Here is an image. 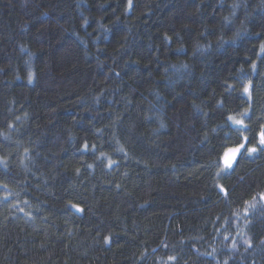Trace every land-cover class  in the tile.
Wrapping results in <instances>:
<instances>
[{
	"label": "trees",
	"instance_id": "1",
	"mask_svg": "<svg viewBox=\"0 0 264 264\" xmlns=\"http://www.w3.org/2000/svg\"><path fill=\"white\" fill-rule=\"evenodd\" d=\"M262 126L264 0H0V264H264Z\"/></svg>",
	"mask_w": 264,
	"mask_h": 264
},
{
	"label": "snow or ice",
	"instance_id": "2",
	"mask_svg": "<svg viewBox=\"0 0 264 264\" xmlns=\"http://www.w3.org/2000/svg\"><path fill=\"white\" fill-rule=\"evenodd\" d=\"M130 2H131V0H130ZM244 92L245 93L248 92L247 87L244 88ZM242 115L246 116L247 112L243 113ZM228 120L231 121L233 125H239L241 127L244 126V121L242 119H235L234 117L229 116ZM262 127H264V126H262ZM247 139L248 138L245 137V141H247ZM259 144L261 146L260 150H264V131H262L260 133ZM246 146H247L246 143H240L236 147H232V148L227 149V151L224 153V157H223L224 167L221 169V172H224V171H227V170L234 168V162L237 161L238 154H242V149H245ZM256 151H257L256 147H248L247 148L248 154L255 153ZM110 163H112V162L110 161ZM5 187H6V185H5ZM218 187H220L221 192H225V189L222 186L218 185ZM259 199L261 201H264V193L260 194ZM73 207L76 208L77 211H81V209L78 208L76 205H73ZM105 242L106 243L108 242L107 237L105 238Z\"/></svg>",
	"mask_w": 264,
	"mask_h": 264
},
{
	"label": "rangeland",
	"instance_id": "3",
	"mask_svg": "<svg viewBox=\"0 0 264 264\" xmlns=\"http://www.w3.org/2000/svg\"><path fill=\"white\" fill-rule=\"evenodd\" d=\"M230 148H232V147H230ZM229 149V148H228ZM227 151V150H226ZM225 151V152H226ZM223 157H224V155L222 156V159H221V162H222V165L224 166V164H223ZM0 160H1V157H0Z\"/></svg>",
	"mask_w": 264,
	"mask_h": 264
}]
</instances>
